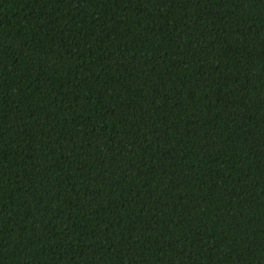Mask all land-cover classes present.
Instances as JSON below:
<instances>
[{"label":"trees","instance_id":"trees-1","mask_svg":"<svg viewBox=\"0 0 264 264\" xmlns=\"http://www.w3.org/2000/svg\"><path fill=\"white\" fill-rule=\"evenodd\" d=\"M0 264H264V0H0Z\"/></svg>","mask_w":264,"mask_h":264}]
</instances>
